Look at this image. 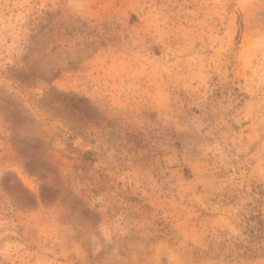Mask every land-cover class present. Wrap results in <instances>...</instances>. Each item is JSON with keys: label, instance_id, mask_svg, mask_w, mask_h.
<instances>
[{"label": "rangeland", "instance_id": "1", "mask_svg": "<svg viewBox=\"0 0 264 264\" xmlns=\"http://www.w3.org/2000/svg\"><path fill=\"white\" fill-rule=\"evenodd\" d=\"M0 264H264V0H0Z\"/></svg>", "mask_w": 264, "mask_h": 264}]
</instances>
